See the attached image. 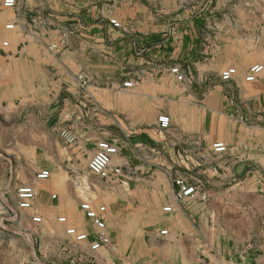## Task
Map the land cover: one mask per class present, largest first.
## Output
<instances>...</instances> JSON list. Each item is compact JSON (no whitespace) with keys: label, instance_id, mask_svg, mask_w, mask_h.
<instances>
[{"label":"crops","instance_id":"obj_1","mask_svg":"<svg viewBox=\"0 0 264 264\" xmlns=\"http://www.w3.org/2000/svg\"><path fill=\"white\" fill-rule=\"evenodd\" d=\"M15 1L16 7L7 9L0 0V38L14 40L10 55H0V116L5 119L8 111L17 113L27 108L33 110L31 119L40 120V109L46 107V123L52 131L68 129L75 137L72 145H64L57 153L55 148L48 146L45 150L33 143L28 170L34 175L46 169L52 177L47 183L35 185L36 212L50 215L47 197L54 193L59 203L53 213H77L82 220L80 201L70 194L67 185L84 183L87 163L97 144L107 141L117 148L110 166L119 168L121 175L106 180L101 187L109 209L102 215L105 225L118 222L125 210L129 217L132 210L142 215L147 210L159 217L161 207H170L171 216L165 220L167 235L161 237L157 231L147 240L155 248L161 239L167 240L169 251L175 253L170 259L182 254L184 242L175 236L186 232L193 249H198V263L200 256L207 264L229 256L243 259V263L264 262V227L257 228L253 235L246 225L238 223L249 209L255 213L258 207L264 208V0H243L244 6L231 5L237 0H215L216 7L226 5L230 12L220 21L222 26L209 34L203 26L207 20L195 2L185 10L182 6L177 9L168 30L166 14L173 13L183 0H173V6L167 5V0H147L159 5V15L143 7L140 0ZM109 20L122 24L120 31H125L123 25H131V33L115 31ZM7 25L13 28L7 30ZM66 30L71 31L66 43L59 44ZM50 45H56V49L47 50ZM257 64L263 67L262 72L254 82H245L248 69ZM174 67L185 75L186 83L203 87L205 93H193L178 83L169 74ZM228 68L236 71L229 84L220 80V74ZM134 69L153 75L141 79L133 89H121L131 78L122 82L118 76L135 78ZM80 74L89 76L84 88L77 79ZM226 88L235 95L237 106L227 104L230 92ZM136 96L148 103L150 120L138 133L134 122ZM161 115L171 124L180 116L182 134L199 139L201 145H189L186 151L174 154L169 146L175 142L166 140L167 131L161 130L156 121ZM120 116L127 124L121 125ZM216 142L224 143L227 151L211 152L210 145ZM142 147L148 154L137 166L136 149ZM5 151L0 146V152ZM40 155L47 156L44 166ZM173 163L190 168L184 178L198 188L194 199H174ZM7 174V164L0 159V192L7 185ZM249 196L256 198L253 206L247 204ZM226 213L234 215L232 219L238 224L229 231L219 225V217ZM115 226L124 229L122 223ZM143 226L136 221L125 232L143 231ZM79 228L78 232L93 239L92 225ZM200 239L207 241V252H200Z\"/></svg>","mask_w":264,"mask_h":264},{"label":"rangeland","instance_id":"obj_2","mask_svg":"<svg viewBox=\"0 0 264 264\" xmlns=\"http://www.w3.org/2000/svg\"><path fill=\"white\" fill-rule=\"evenodd\" d=\"M140 1L143 2V7L147 8L153 14L159 15V5L153 6V4H150L149 1L147 2V0ZM214 1L215 0H183V2L178 3L177 8H174L175 11L173 13L166 14V19H168V30L172 28V24L174 23L172 18L177 14V12H179L177 9L182 6L181 10H185L191 5V2H195L198 4L197 6H199L197 9L199 11L201 10L200 15H202L203 18L207 20L203 25L205 27L204 31L208 34L211 32L215 33L218 28L222 26L220 21H222L223 16L229 14L230 11L226 5L216 7ZM173 2V0H167V5L169 3V6H173ZM240 4L243 5V0H237L231 3L233 6H239ZM108 23L111 26L110 20ZM120 26V28H115L113 26L111 27L115 31H120L122 24H120ZM131 27V25H123L125 31L121 30L120 32L131 33ZM68 32L71 31L66 30L60 35V40L58 41L59 44L64 45L66 43ZM4 42H7L8 46L4 47ZM13 44L14 40L12 37L0 38V55H10V51L13 50ZM49 47L50 46L46 47L47 50H49ZM133 71H136V77L139 78H133L132 75L118 76L122 82L126 81L127 78H131L127 80L128 82H133H131V88H124L123 83L120 87L121 89H133L134 84L140 82L141 79L145 80L146 78H150V76L153 75V72L150 71H145L146 73H140L135 69ZM122 72L125 74L126 70ZM169 74L171 73L169 72ZM180 74L182 79L179 81L176 79V77L175 79L178 83H181L183 86H185L188 91L191 90L193 93L201 95L205 93L203 87L197 88L188 82L186 83L185 75L182 74L181 71ZM81 75L82 74L77 77L78 80ZM189 75H186L188 80H190ZM82 77L88 81L89 76L83 74ZM223 83L229 84V82ZM226 91L230 92L229 95H227V104L234 107V105H236L235 95L231 94V90L229 88H226ZM139 93L144 92L140 91ZM135 103L137 108V118L134 120V122L136 123L135 131L138 133L150 120L148 118V103L145 101V99L143 97L136 96ZM40 111L42 112V118L40 120L31 119L30 115L32 114L33 110L29 111L27 108H25L24 111H19L17 113L8 111V117L5 119L1 118L0 116V146L6 150L5 152H0V159L5 161L8 169L7 185L0 192V264H151L152 260L154 262L153 264H207L206 260V262H203V256H200L201 263H198V249H193L192 242L190 240V234L186 232H181L180 234L178 233L175 236L176 240H183L184 245L182 248V254H177L174 256V258L170 259L171 254L175 255V253L169 251L170 248L167 246V240L162 241L161 239L160 242H158V246L156 245L158 248L148 245L149 243L147 240L150 234H154L157 231L160 232L161 229H168L165 220L170 217L171 214H166L163 212L164 207L160 208L159 217L153 215L147 210H145V212L142 211L143 215L140 211L136 212L132 210L133 214H131L129 217L128 211L125 210L122 215L118 216V222L113 220L112 224L106 223V229L104 233L109 237V244L100 248L96 252L89 251L88 247L90 240L76 244L66 236L65 231L67 228H75L77 231H80V226L86 227V225H91L86 220L84 215L81 220L77 213L73 215H63L57 212L53 213L52 211H54V208L59 203L58 198L56 195H54V193L49 194L47 197V208L50 211V215L44 216L36 212L38 208V193L36 191L35 185L47 183L52 180V177H50L51 179L48 178L44 181H37L35 179V174L37 172L33 175V173L28 170L27 165L28 158H31V154H33L30 152V149L32 148L33 143H36L45 150L48 146H50L52 149L55 148L57 153L58 149L60 150L64 147V145H66L60 137L61 130L54 132L52 131V127L46 123L48 116L46 107L40 109ZM234 116H236V114H234ZM159 117L160 116L157 117L156 121H158ZM127 122V120H124L120 116L121 125L123 123L127 124ZM180 124V116H177L176 121L173 124L170 122L167 129H161L165 132L167 131L165 138L169 143L175 142V144H170L169 146V149H172L174 154L177 151L180 153L181 150L186 151L189 145L196 148L201 145V141L199 139L188 138L187 135L184 136L182 134ZM37 132L43 133L40 134L41 137L38 136ZM211 145L210 150L213 152ZM147 154L148 152L146 149H144V147L136 149L135 157L137 159V166L142 165ZM39 160L41 165L44 166L47 164L46 155H40ZM172 162L174 161L169 163ZM171 165L173 166L170 168L172 175L171 183L175 192L173 180L176 177L174 174H178L180 177L184 178L187 177L185 174H190L191 170L190 168H186L183 165L177 163H173ZM34 168L35 167H33V169ZM110 168L112 167L110 166ZM34 170H37V168ZM39 171H41V169ZM87 173L88 177L84 180V183L69 182L67 185L68 191L70 194H73L76 197L78 202L89 201L95 208L104 206L106 209L105 215H107L109 212L108 201L104 199L105 195L107 194L102 190L101 187L105 186L104 184L106 180L112 181L117 177L104 179L91 175L88 171ZM12 182H16V184L14 185ZM97 186H100V188L98 187L97 189ZM21 187H30L36 193L34 201L28 210H20L17 207L18 202L16 194L18 188ZM255 200L256 198L249 196L247 204H249V206H253L257 202ZM136 203L138 204V202ZM140 216H142V218H140ZM233 216L234 215L226 213L225 215L219 217L220 227L226 231H229L230 229H233L234 226H237L238 224L232 219ZM35 217L40 218L41 222L38 224L34 223L32 219ZM61 217L66 218V222L64 224L58 222V219ZM136 221L143 223V225H145L143 226L145 227V230L125 232L126 228L131 229L132 224ZM116 223H122L124 229L122 231L117 229L115 226ZM238 223L242 226L246 225L248 227V231H251L253 235L256 234L257 228L261 230V227H264V208L258 207V210L255 213L253 210L249 209L244 216L239 217ZM168 240H170V237ZM138 241L141 242L142 247L138 244ZM200 242V252H207L209 249L206 244L207 241L200 239ZM170 245L172 244L170 243ZM150 250L152 251V254L149 252ZM208 253L213 255L212 251ZM214 263L255 264L250 260H244L243 263V259H236L235 257L231 256H229L228 259H225L224 261L216 258ZM260 264H264V262Z\"/></svg>","mask_w":264,"mask_h":264},{"label":"built area","instance_id":"obj_3","mask_svg":"<svg viewBox=\"0 0 264 264\" xmlns=\"http://www.w3.org/2000/svg\"><path fill=\"white\" fill-rule=\"evenodd\" d=\"M15 0H3V7L7 9H13L16 7ZM111 26L115 28H120V24L115 20H110ZM7 30L13 28V25H7L5 27ZM7 42L3 43V46L6 47ZM56 45H50L49 50H55ZM263 67L261 65H252L244 78V80L248 83L254 82L258 75L262 72ZM171 75L175 76L179 81L182 79L180 71L177 67L171 68ZM236 74L234 68H228L220 74V79L223 82H229L232 77ZM81 82V87H85L87 85V81L82 77H79ZM124 88H131L132 83L126 82L123 84ZM158 125L160 129H167L170 121L166 116H160L158 118ZM60 137L64 141L66 145H72L75 142V137L72 132L68 129L61 130ZM211 149L214 153L222 154L225 153L227 147L222 142H216L211 145ZM117 153V148L107 142L101 141L97 144V150L94 155L89 159L87 163V171L94 176H98L100 178L109 179L113 177H119L121 175V171L119 168H110L111 157ZM50 172L48 170H41L35 174V179L37 181H44L50 178ZM173 185L175 187L174 199L177 202L185 201L188 199H194L198 194V188L195 185L189 184L185 178L176 177L173 180ZM35 192L30 187H21L17 190V202L18 209L20 210H28L35 198ZM54 198V197H53ZM79 209L83 213L86 220L89 221L90 225L94 228L93 239L90 240L89 234L78 232L75 228H67L65 231L66 236L71 239L73 243H82L89 241V251L96 252L100 248L109 244V237L104 233L106 229L105 222L102 219V215L106 212L104 206L94 207L89 201H80ZM171 211L170 207H164L163 212L169 213ZM34 223H40L41 219L35 217L32 219ZM59 223L64 224L66 222V218L61 217L58 219ZM167 235V230H162L159 232V236L164 237Z\"/></svg>","mask_w":264,"mask_h":264},{"label":"bare ground","instance_id":"obj_4","mask_svg":"<svg viewBox=\"0 0 264 264\" xmlns=\"http://www.w3.org/2000/svg\"><path fill=\"white\" fill-rule=\"evenodd\" d=\"M174 260V259H173ZM178 264V263H177Z\"/></svg>","mask_w":264,"mask_h":264}]
</instances>
